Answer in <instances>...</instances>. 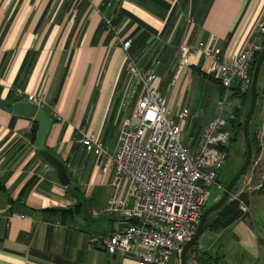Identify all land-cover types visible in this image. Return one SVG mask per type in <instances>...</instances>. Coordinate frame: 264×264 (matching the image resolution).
Here are the masks:
<instances>
[{
  "label": "crops",
  "instance_id": "obj_1",
  "mask_svg": "<svg viewBox=\"0 0 264 264\" xmlns=\"http://www.w3.org/2000/svg\"><path fill=\"white\" fill-rule=\"evenodd\" d=\"M262 20L264 0H0V101H24L18 89L40 93L52 119L44 149L65 163L70 177L63 185L35 147L29 134L37 120L0 106V264H138L91 244L94 234L111 233L121 217L100 211L110 198L113 170L103 172V157L81 143L83 130L114 153L123 120L138 122L140 90L128 100L132 78L122 43L131 40L130 54L153 66L154 85L177 119L189 109L184 141L196 149L223 97L204 75H212L209 60L199 52L183 63L181 48L216 38L220 56L228 59ZM214 85L213 107L206 94ZM230 100L239 106L237 97ZM263 115L264 102L251 121L259 154L236 191L248 196L249 211L218 231L215 244L198 243L196 256L207 252L209 261L196 257L197 264H264ZM79 203L71 217L52 210ZM18 204L33 213L22 217Z\"/></svg>",
  "mask_w": 264,
  "mask_h": 264
},
{
  "label": "built area",
  "instance_id": "obj_2",
  "mask_svg": "<svg viewBox=\"0 0 264 264\" xmlns=\"http://www.w3.org/2000/svg\"><path fill=\"white\" fill-rule=\"evenodd\" d=\"M107 23L112 26L111 21ZM122 46L132 78L128 100L140 90L135 109L138 122L133 124L130 117L123 120L114 153L95 135L82 130L83 149L103 157V172L113 170L110 198L100 211L121 217L111 233L94 234L91 244L111 254L132 256L138 264H168L172 253L179 257L197 230L210 196L209 188H223L218 177L228 157L226 148L232 137L228 124L234 114L221 109L203 129L199 145L193 149L184 141L182 128L189 109H183L177 119L168 109L167 98L154 85L157 74L153 66H143L141 58L130 54L131 40ZM263 47L264 20L256 24L242 50L228 59L220 56L216 38L184 45L181 57L187 63L192 55L202 52L209 60L208 72L225 87L224 98L229 107L234 88L240 93L251 90L252 64ZM16 93L39 108L45 106L40 93L22 89ZM231 199L240 202L244 213L249 211L241 194L236 192ZM98 214L99 211L94 212Z\"/></svg>",
  "mask_w": 264,
  "mask_h": 264
},
{
  "label": "water",
  "instance_id": "obj_3",
  "mask_svg": "<svg viewBox=\"0 0 264 264\" xmlns=\"http://www.w3.org/2000/svg\"><path fill=\"white\" fill-rule=\"evenodd\" d=\"M263 63H264V48L260 52L254 66L253 75H252L251 102L243 122V136L246 145V155L244 162L242 166L239 168V170L232 176L228 185L223 189L222 196L212 206L206 208L203 211L202 220L199 226L197 227V230L195 231L194 234H192L191 238L185 243L183 250L180 254L181 264H188L187 253L190 250V248L196 244V242L203 234L205 223L209 215L212 212L217 211L226 204L229 197L232 195L233 188L240 181V179L248 172L249 167L252 163L254 157V150L251 139L250 125L253 115L257 108L259 94L262 96L264 95V90H261L260 93L258 90L260 71ZM0 106L4 107L9 111H13L18 115L35 118L39 122V128L35 140V147L40 150V155L56 168L58 178L61 181V183L65 186H68L70 183V177L65 163L57 156L53 155L52 153L44 149L45 140L50 131L52 124V119L47 113V111L44 108H39L37 105L27 101H21L17 103L0 101ZM16 210L20 213L28 214V215H31L33 213L31 209L23 206L22 204L16 205Z\"/></svg>",
  "mask_w": 264,
  "mask_h": 264
},
{
  "label": "trees",
  "instance_id": "obj_4",
  "mask_svg": "<svg viewBox=\"0 0 264 264\" xmlns=\"http://www.w3.org/2000/svg\"><path fill=\"white\" fill-rule=\"evenodd\" d=\"M259 54H260V52L258 53V55L255 58V61L252 64L251 75H253L254 66H255V63H256V60H257ZM204 75H205V77H208L209 79L213 80V82L219 86V88L221 89V96L224 97L225 87L222 85V82L218 78H215L213 75H209V74H204ZM260 90H261V88H260ZM233 97H237L239 99V106L234 107V109H233L234 117L230 118V120H229V123H231V125L233 126L231 142L234 140H237L238 136L241 135L243 132V122H244L246 113L249 109L250 102H251V91H249L247 93H240L239 91H237L234 88L232 94L230 95V98H233ZM38 128H39V123L37 121H35V123L33 124L32 128H31L30 134H29L33 142H35V140H36ZM250 130H251V139H252V144H253L254 155L256 156L259 154V150L257 149L258 141H257L256 135L252 132L251 125H250ZM229 147L226 148L227 152H228ZM245 155H246V148H245L244 156ZM252 162H253V160H252ZM250 167H251V165H250ZM220 175H221V172H220L219 177H218V182L222 184V182L220 181ZM229 181L226 184H222L223 188H225L228 185ZM238 183L233 188L232 195L234 193H236ZM223 188H220V189H223ZM0 189H3L2 184H0ZM260 191L264 194V180H263V183L260 187ZM232 195L229 197L228 201L226 202V204L223 207H221L220 209L215 211L217 214L215 215V217L213 219L210 220L209 219L210 217H208V219L206 220V223H205L203 233L206 230H213V231L218 232L221 229L228 227L229 225H231L232 223H234L235 221H237L238 219H240L241 217H243L245 215V213L240 208V202L237 200L231 199ZM241 199L245 203L248 204V196L246 194H241ZM80 204L81 203H79L77 206H71V207H67V208H63V209H52V210L53 211H61L65 217H71L75 213L80 211ZM205 206H206V204H205ZM204 209H206V208L204 207ZM215 212H213V213H215ZM198 243H199V241H197L196 244L190 248V250L187 253V259H189V252L192 250H196ZM207 255H208L207 252H200V255L198 254L196 257L200 262L207 263L209 261V258Z\"/></svg>",
  "mask_w": 264,
  "mask_h": 264
},
{
  "label": "rangeland",
  "instance_id": "obj_5",
  "mask_svg": "<svg viewBox=\"0 0 264 264\" xmlns=\"http://www.w3.org/2000/svg\"><path fill=\"white\" fill-rule=\"evenodd\" d=\"M262 81V82H261ZM215 86V85H214ZM258 87H259V92H261V90H264V63L262 65L261 71H260V77H259V82H258ZM261 88V90H260ZM201 89H204L201 86ZM204 92L206 91V89L203 90ZM217 87L215 86L214 88L209 87L207 90V94L208 97H210V105H212L213 107L215 106V102L217 99ZM200 93L198 94V99H200ZM260 95V94H259ZM264 102V95H260L258 97V102H257V109L253 115V119L252 122H254L256 120V118L259 116L260 113V109L262 107V103ZM225 104V105H224ZM236 105V100L232 101L229 99V107H228V102L225 103V98L223 97V102L221 103V109H224V111H232L234 109V106ZM193 115V114H192ZM261 120L264 121V115L262 116ZM228 127L232 130L233 126L231 125V123L228 124ZM192 130V128H190V130H188V134H187V139L190 138V131ZM147 133H145L144 137L142 138L143 140L146 138ZM245 142L244 136H243V132L241 135L238 136L237 140H234L232 142H230L229 144V148H228V157L226 160V164L224 166V168L221 171V175H220V181L222 182V184H226L231 178L232 176L239 170V168L242 166L244 159H245V151L243 152V143ZM241 146H242V151H241ZM224 189V188H223ZM223 189L218 188L217 186H211L209 188L210 190V196L209 199L206 203L205 208H208L210 206H212L221 196L223 193ZM239 188H237L238 190ZM205 210V209H204ZM217 213H211L209 215V219H213L215 217ZM215 242H217V232L213 231V230H206L204 232V234L201 236L199 243L202 244H207V246L209 245H213L215 244ZM188 264H197V260H196V250H192L189 252V259H187ZM168 264H181V260L180 257H178L177 253H172L171 255V259L169 261Z\"/></svg>",
  "mask_w": 264,
  "mask_h": 264
},
{
  "label": "bare ground",
  "instance_id": "obj_6",
  "mask_svg": "<svg viewBox=\"0 0 264 264\" xmlns=\"http://www.w3.org/2000/svg\"><path fill=\"white\" fill-rule=\"evenodd\" d=\"M263 50V49H262ZM252 87V86H251ZM251 91V90H250ZM229 99H230V97H229ZM23 214V213H22ZM180 257V256H179Z\"/></svg>",
  "mask_w": 264,
  "mask_h": 264
}]
</instances>
